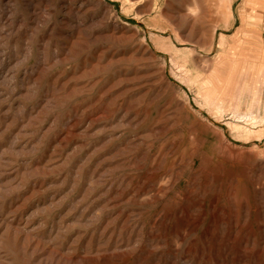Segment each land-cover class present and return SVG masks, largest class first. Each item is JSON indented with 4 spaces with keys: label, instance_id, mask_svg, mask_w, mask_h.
Here are the masks:
<instances>
[{
    "label": "rangeland",
    "instance_id": "rangeland-1",
    "mask_svg": "<svg viewBox=\"0 0 264 264\" xmlns=\"http://www.w3.org/2000/svg\"><path fill=\"white\" fill-rule=\"evenodd\" d=\"M0 264H264V0H0Z\"/></svg>",
    "mask_w": 264,
    "mask_h": 264
}]
</instances>
